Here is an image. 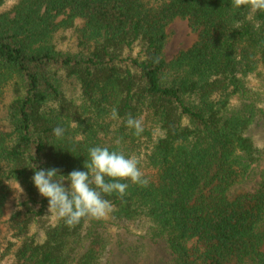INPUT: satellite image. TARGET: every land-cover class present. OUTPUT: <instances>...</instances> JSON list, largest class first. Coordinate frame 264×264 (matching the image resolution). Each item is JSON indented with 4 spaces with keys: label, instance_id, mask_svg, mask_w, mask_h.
Returning <instances> with one entry per match:
<instances>
[{
    "label": "trees",
    "instance_id": "16d2710c",
    "mask_svg": "<svg viewBox=\"0 0 264 264\" xmlns=\"http://www.w3.org/2000/svg\"><path fill=\"white\" fill-rule=\"evenodd\" d=\"M177 20L195 40L167 60ZM69 40L74 51L61 50ZM258 124L264 11L232 0H0V264H264ZM94 146L139 157L148 184L123 181V197L102 194L105 218L68 226L32 177L86 171Z\"/></svg>",
    "mask_w": 264,
    "mask_h": 264
},
{
    "label": "clouds",
    "instance_id": "9594fccd",
    "mask_svg": "<svg viewBox=\"0 0 264 264\" xmlns=\"http://www.w3.org/2000/svg\"><path fill=\"white\" fill-rule=\"evenodd\" d=\"M236 8L247 6L253 12L264 11V0H232ZM112 119H118L116 108L112 109ZM126 125L139 135L142 120L127 117ZM54 135L62 137L64 129L56 127ZM120 140L116 141L119 144ZM89 159L85 162L86 171L74 170L67 177L58 175V169H40L34 171L32 181L39 194L48 200V211L54 220H63L68 226L80 222L82 218H105L112 210L111 202L102 194L126 193L128 183L146 186L148 180L140 168V158L126 156L123 151H110L108 147L94 146L89 150ZM107 178V179H106ZM70 183V188L63 186ZM19 189L20 186L17 183ZM22 192V189H20Z\"/></svg>",
    "mask_w": 264,
    "mask_h": 264
},
{
    "label": "rangeland",
    "instance_id": "374dc122",
    "mask_svg": "<svg viewBox=\"0 0 264 264\" xmlns=\"http://www.w3.org/2000/svg\"><path fill=\"white\" fill-rule=\"evenodd\" d=\"M170 39L166 46V58L167 60L172 59L179 51L188 49L195 40V36L190 32L186 23L177 20L169 27ZM59 48L63 51L72 50L74 51L73 42L69 40L68 42H63L59 45ZM257 83H253V87ZM252 138L254 139L256 145L259 148L264 147V127L260 124L253 125L252 127ZM264 252V245L262 247Z\"/></svg>",
    "mask_w": 264,
    "mask_h": 264
}]
</instances>
